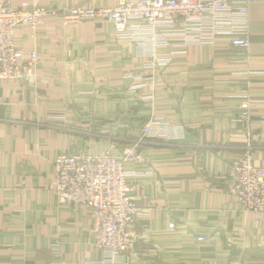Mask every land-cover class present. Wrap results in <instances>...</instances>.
<instances>
[{"label":"crops","instance_id":"crops-1","mask_svg":"<svg viewBox=\"0 0 264 264\" xmlns=\"http://www.w3.org/2000/svg\"><path fill=\"white\" fill-rule=\"evenodd\" d=\"M119 1L11 3L61 12ZM231 1L249 11V50L225 33L158 49L174 61L154 79L143 68L152 46L111 22L51 16L36 31H16L15 46L36 51L39 65L30 85L0 80V264H264V214L240 210L229 175L250 142L255 164L264 163V0ZM149 122L144 162L126 165L139 208L136 247L114 259L93 244L92 213L59 204L55 161L121 156Z\"/></svg>","mask_w":264,"mask_h":264},{"label":"built area","instance_id":"built-area-1","mask_svg":"<svg viewBox=\"0 0 264 264\" xmlns=\"http://www.w3.org/2000/svg\"><path fill=\"white\" fill-rule=\"evenodd\" d=\"M15 7L11 0H0V80H15L30 85L39 65L36 51L15 46L16 31L26 27L36 31L51 16L62 17L65 25L85 20L111 22L118 33L142 45H151L144 70L152 79L168 68L174 55H159L158 49L188 48L212 43L216 36H232V46L247 52L249 38L246 7L235 8L231 0H120L113 8L68 7L61 12L41 6ZM169 29L180 36L178 44L161 33ZM226 29V31H225ZM145 54L144 57H147ZM151 122L143 136L121 156L110 152L96 155L61 154L55 161L56 197L61 205L77 204L93 215L92 237L95 248L114 259L126 257L136 247L130 226L139 215L133 197L134 187L126 165L144 162L140 147L152 135ZM231 194L240 210L264 214V163L254 162V145L248 143L239 162L230 166Z\"/></svg>","mask_w":264,"mask_h":264}]
</instances>
